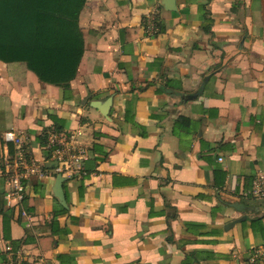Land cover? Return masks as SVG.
Wrapping results in <instances>:
<instances>
[{
    "label": "crops",
    "instance_id": "obj_1",
    "mask_svg": "<svg viewBox=\"0 0 264 264\" xmlns=\"http://www.w3.org/2000/svg\"><path fill=\"white\" fill-rule=\"evenodd\" d=\"M174 2L86 0L66 90L0 60V264L14 241L44 264H248L264 247V197L251 193L264 176V0ZM106 100L104 116L93 105ZM6 131L28 138L41 170L18 205L5 198Z\"/></svg>",
    "mask_w": 264,
    "mask_h": 264
},
{
    "label": "trees",
    "instance_id": "obj_2",
    "mask_svg": "<svg viewBox=\"0 0 264 264\" xmlns=\"http://www.w3.org/2000/svg\"><path fill=\"white\" fill-rule=\"evenodd\" d=\"M85 1L0 0V60L24 62L41 82L66 90L76 76L84 52L78 17ZM48 117L58 124L55 115ZM48 138L45 130L36 140L45 146ZM6 143L8 153L13 155V144ZM65 212L66 209L60 211ZM18 244L13 242L14 251Z\"/></svg>",
    "mask_w": 264,
    "mask_h": 264
},
{
    "label": "built area",
    "instance_id": "obj_3",
    "mask_svg": "<svg viewBox=\"0 0 264 264\" xmlns=\"http://www.w3.org/2000/svg\"><path fill=\"white\" fill-rule=\"evenodd\" d=\"M146 31H153V19L148 22ZM3 139L5 142H11L15 150L13 155H9L8 158L10 159L6 163L9 168V188L5 194V198L8 204H22L27 193L26 182L31 175L38 174L41 170L29 156L28 138L25 135L17 134L13 131H6L3 134ZM64 139L65 137L61 140L51 139V143L60 144ZM68 149L72 156L76 157V160L84 154L81 148H76L72 145ZM55 152L57 153L55 157L57 164L54 167V173H60L62 175L68 167V164L62 156V150L57 149ZM251 193L258 197H264V176L262 174L257 175L253 181ZM21 214L26 217L28 216L25 210H21ZM6 250L9 254L3 264H44L41 258L30 260L17 251H13L9 245L6 247ZM248 264H264V247H258L252 250Z\"/></svg>",
    "mask_w": 264,
    "mask_h": 264
},
{
    "label": "water",
    "instance_id": "obj_4",
    "mask_svg": "<svg viewBox=\"0 0 264 264\" xmlns=\"http://www.w3.org/2000/svg\"><path fill=\"white\" fill-rule=\"evenodd\" d=\"M165 7L168 10H174L175 9V2L174 0H165ZM110 105V100H106L102 102L100 105H93L96 109H98L104 116L107 115L108 108ZM54 164L56 165V160L54 161ZM65 177L62 176L60 173L56 175L55 181H54V195L59 200L60 204L66 207V201L65 196L63 192V182L65 181ZM233 207L237 208L238 210H243V208H239L241 204H231ZM245 219L243 216L242 218H239L235 220V222H240L241 220Z\"/></svg>",
    "mask_w": 264,
    "mask_h": 264
}]
</instances>
